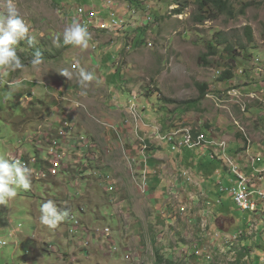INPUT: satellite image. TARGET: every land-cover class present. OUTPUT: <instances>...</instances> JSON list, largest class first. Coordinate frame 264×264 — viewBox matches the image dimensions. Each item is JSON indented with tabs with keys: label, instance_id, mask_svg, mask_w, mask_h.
I'll use <instances>...</instances> for the list:
<instances>
[{
	"label": "rangeland",
	"instance_id": "1",
	"mask_svg": "<svg viewBox=\"0 0 264 264\" xmlns=\"http://www.w3.org/2000/svg\"><path fill=\"white\" fill-rule=\"evenodd\" d=\"M144 1L151 6L152 23L133 19L140 30L131 22L128 31L92 33L87 38L74 23L83 25L73 23L71 16L78 4L104 9L100 0H0V43L7 52L5 58L0 52V76L6 81L0 83V239L8 241L0 248V264H40L42 257L45 264H158V255L166 264H235L241 250L248 251L243 264H264V194L255 211L242 210L229 192H219L218 183L234 169L249 181L264 179V60L260 58H264V0H232V12L205 22L197 20L195 0ZM181 4L185 6L180 14L176 10ZM131 12L137 14L135 8ZM247 26L253 29V43L248 41ZM87 30L103 28L88 22ZM218 32L241 54L234 67L224 47L216 54L210 51ZM40 50L43 57L36 54ZM230 67L233 80L222 81L218 71ZM241 68L244 74L239 73ZM233 84L250 90L233 89L229 98L219 97ZM32 93L35 101L46 102L48 111L39 117L34 116L37 108L30 109ZM21 122L22 132L17 130ZM63 126L71 133L62 136L61 146L74 159H65L70 167L58 178L61 181H47V189L33 185L32 192L22 172L8 169V154L25 150L30 157L28 150H37L28 142L30 134L43 148L48 146L47 135ZM188 128L207 131L195 139L187 130L191 141L210 145L211 137L228 142L227 146L225 141H213L215 148L226 149L223 158L216 156L211 165L206 164L208 156H199L209 174L217 167L226 173L220 170L222 176L210 181L216 191L211 202L220 208L218 215L228 219L226 230L212 220V210L199 215L196 201L190 205L170 175L165 184L171 191L158 190L156 200L149 196L146 182L160 186L155 175L165 177L167 172L157 170L153 156L172 146L162 138ZM75 146L86 147L82 152ZM147 157L154 165L148 171L151 179L144 172ZM11 174L16 176L14 183ZM68 209L92 228L89 244H80L87 229L74 233L69 225L64 227ZM107 226L122 250L112 252L104 243L98 228ZM40 239L45 242L37 248L35 240ZM55 247L61 251H48ZM64 247L69 253H63ZM35 249L39 257L32 254Z\"/></svg>",
	"mask_w": 264,
	"mask_h": 264
},
{
	"label": "clouds",
	"instance_id": "2",
	"mask_svg": "<svg viewBox=\"0 0 264 264\" xmlns=\"http://www.w3.org/2000/svg\"><path fill=\"white\" fill-rule=\"evenodd\" d=\"M114 2H115L114 9H109V8L105 9L104 8V9H102L103 10L102 13L107 19L112 17L111 16V12H116L118 16L123 17L124 20H125L124 27L119 29V30L103 29V30L96 31V32H86L85 29L82 26L77 25L76 23L73 22V20H72V22L79 28V30L81 32H83L85 37L88 38L92 33H94V34H106V33H116V32H118L120 30L121 31L122 30H127L128 31V29H129L128 27L131 26V22H132L133 19L137 20V19H140V18H143V19L145 18V20H144L145 24L148 23V22L152 23L153 20H154V16L152 14V10H151L150 4L148 2H145L144 0L141 1V2H135V3H131L130 0H114ZM78 5H76V7ZM92 5H96V4H92ZM92 5H85L84 4V6H92ZM76 7H74V9ZM131 8H135L137 10V14L136 15H132L130 13V9ZM135 17H137V18H135ZM71 18H72V16H71ZM133 23L134 22H132V25H133ZM131 27H133V28H135L137 30L141 29V28H138L137 25H133ZM14 37H16V36H14ZM1 39H2V37L0 38V40ZM0 52L2 53L1 56L4 57L6 55V53L3 52V47H2L1 43H0ZM74 68H76V67H74ZM0 82H6L2 78V76H0ZM8 84H10V83H8ZM31 86L33 87L34 83ZM33 95H34V93H32V95L29 96V98H28L30 100L33 99L32 102H31V104L33 105V108H30V109L37 108L38 109V113H35L34 116L39 117V116H41V114L43 112L48 111V109H47L46 105L44 107L41 105L40 102H44L43 100H39L38 99V101L37 100L35 101V99L33 98ZM44 103L46 104V102H44ZM24 113H25V111H24ZM25 115H26V113H25ZM59 122L62 123L61 121H59ZM50 126H53V124L51 123ZM21 129H23V125L17 130L22 132ZM187 130L191 131V133L193 134L195 139L198 136H200L201 134H204L206 136V132H207L205 129L188 128V129H184V130H177V131H174V132H170L169 134L164 136L162 139L165 140V141H168L169 143H171V145H172L171 147H172L173 150H182L184 147H188V148H190L192 150H196L200 154H202L203 152H206V154H208L209 157H211L210 153L215 151V147L214 146H217L216 143H220V142L225 141L226 145L228 146V142L225 139H221V140L218 141L217 139L211 138L210 136H209L210 137V141H209L210 145H208V146H211V147L206 148L203 151H201L198 147L192 148V147H190L187 144H184V145L180 146L179 143L184 140V135H185V132ZM26 131L27 130H25V132ZM55 133H57V132L52 131V132H50L49 135H47V137H50L47 140L48 141V146H43V148L39 147L38 142H35L36 141V137L34 136V134H30V137L28 138V142L33 143L35 145L36 149H37L36 153H31L28 150L27 153H28V155H30V157H26L25 156V153H26L25 150L19 151L18 154H16V155L15 154H8V157H7L8 158V162H7L8 169L11 170L13 167H16L18 171L22 172L24 174L23 178H24V180L26 182V188H28L32 192H34L33 185H37V186L39 184L40 185H44V187L47 189V188H49L48 185H47V181H49V180H52L54 182L55 181H61L58 178L61 175H63L64 171L67 170L70 167L68 164L65 163V159L66 158H69L70 160L74 159L73 156H69L68 148L64 147V146H61L62 145V140H60L62 138V136L65 137V136L69 135L71 133V129L68 128V126H63V128L58 131V133H57V135L55 137H51V136H54ZM173 133H177V134L175 135L174 140H170L169 136L172 135ZM81 140H82V138H81ZM206 141H207V139H206ZM213 141H215L216 143H214ZM20 143H23V140H21ZM175 143H177V146H175ZM22 146H24V145H22ZM85 147L86 146H75V148H78V149L80 148L82 152L85 149ZM45 150H47L46 151L47 152V157L46 158H42L41 153L44 152ZM212 159H215V158H212ZM55 161H61V166L58 168L57 173H54L53 170H52V168L54 167V162ZM147 161H148V157L146 158L145 162H147ZM76 163L78 164L79 161L77 160ZM241 167H242V165H241ZM252 168H253V166H252ZM230 173H231V171H230ZM249 173H252V172H249ZM84 176L87 177L89 175H88V173H86ZM105 177H108V176H105ZM233 178H234V175H233ZM11 181H12V183L16 182V176L13 175V174H11ZM110 183H112V181H110ZM220 184H221V182H220ZM109 190H111L112 192L115 191V187H114L113 184H111V186L109 187ZM68 212H69V217H68V219H64V222H63L64 227L66 225H69L70 229L74 233H79L84 228L87 229L89 234H88L87 238H84L81 241L80 244L81 245H87L90 242H92V239H93V233L91 232L92 228H88L87 226H84V223L82 222V220H80L79 216H77L75 213L70 212L69 209H68ZM81 212L84 213L85 209H82ZM107 228H109V231H107ZM54 230L58 231V229H57V227L55 225H54ZM98 230H101V232H102L101 237L104 239V243L107 244L110 247L112 252H115V251H118V250H122L121 243L117 239L116 234H113V232H112L113 229L110 226H107V227L102 228V229L98 228ZM7 244H8L7 240L0 239V248L3 247L4 245H7ZM46 244H47L48 247L52 245L51 243L50 244L46 243ZM53 250H54V252L57 251V250L61 251V249H57L56 247ZM86 253H87V251H86Z\"/></svg>",
	"mask_w": 264,
	"mask_h": 264
},
{
	"label": "crops",
	"instance_id": "3",
	"mask_svg": "<svg viewBox=\"0 0 264 264\" xmlns=\"http://www.w3.org/2000/svg\"><path fill=\"white\" fill-rule=\"evenodd\" d=\"M0 83H2V82H0ZM21 97H22V94H20L18 98H21ZM11 112H14V111H11ZM225 149L226 148L224 147V149L222 151H224ZM191 154H193V155L191 156ZM153 156L157 159L156 161L158 164H155L157 166V170L162 169L163 172H165V171H167V172H165L166 173L165 177L159 176L158 172H157V175H155V177H156L155 181H157V182L159 181L160 186H157L156 183H153L154 181H152V185L150 184L152 186L151 187L150 185H148L149 181L146 182L145 185H146V187H148V191H151L149 196L150 195L153 196L154 200H156L158 198V196L154 195V193H156L158 190L163 191V192H167V187H166L167 186L166 185L167 180H166V178H167V176L169 177V175H170L172 178H174L177 181V184L179 185V187L181 186V188H179L180 190H178V191H181V193L185 192L184 197L189 198L190 205L194 206L191 201L192 200L196 201L194 209L197 208L199 215H201V213L203 215L205 210H210V211L212 210V212H214L212 220L217 221L218 228H221L222 230H226V228L228 227V224H229L228 219L226 220V217H224L222 215L221 216L218 215V213L220 212V208L216 207L217 203H215V201L211 202V197H214L212 194L214 192H216L215 187H213L212 189L210 188V181L216 176H218V177L222 176L221 171H223V169L220 167H217L219 169H217L215 172L212 171V173L209 174V172H210L209 168L204 166L203 165L204 160L199 158V156H208L209 157V155L203 154V153L200 154L196 150H192L188 147H184L182 150H173L171 146H164L163 150H157L156 155H153ZM223 156H225V155L223 154ZM195 157H196V159H194ZM159 160H161L162 162ZM209 160L210 161L206 162V164L211 165L212 161L214 159L209 157ZM199 161H201V162H199ZM189 163H193V164L189 166ZM145 165H146V168H145L144 172L147 174L146 178L151 179L152 176H150V177L148 176V171H149V173H151L152 168H154V165L149 164L148 161L145 162ZM219 165L224 167V169L226 170V168H225L226 166L223 165L222 162L219 163ZM207 169H208V176H205L207 174V172H206ZM229 170H230V168H229ZM230 171H232V170H230ZM230 171L228 173H230ZM248 171L252 172L253 168L251 167ZM157 177H159V178L162 177V179L158 180ZM224 178H225V181L224 180L219 181L218 182L219 185H220V182H222L223 185L230 186L232 184L233 175L231 174L230 176H226ZM207 181H208V184H207ZM175 185L176 184H174V188H175ZM169 191H171V189H168L167 193H169ZM219 192H222L221 191V185L219 188ZM225 192H227V191H224V193ZM193 196H196V198H193ZM166 198H167V196H166ZM207 199L210 200L208 203L206 201ZM169 200H170V198L168 197V202H169ZM218 204H219V200H218ZM213 207H215V208H213ZM170 208L173 210L175 208V205L171 204ZM194 209H193L192 213L194 212ZM175 210L177 212V208H175ZM199 217H201V216H199ZM191 219L192 218H190V220ZM196 222H197V220L196 221L194 220V223H196ZM200 232H201V230H200ZM35 242H36V244H39V245H37V248H39V247H42L41 245L45 241L40 239V240H36ZM62 245H64V244H62ZM63 249H64L63 253L64 252L69 253L68 252L69 250H65L66 247H64ZM48 251L56 253V252H54V250L48 249ZM32 254H34V256H36V257L40 256L39 251L37 249L32 250ZM65 256L67 258H70V254H65ZM71 260H73V257L71 258ZM39 262H40V264H45L46 260H44V258L42 257L39 259ZM28 264H35V263L33 261H30V262H28Z\"/></svg>",
	"mask_w": 264,
	"mask_h": 264
},
{
	"label": "built area",
	"instance_id": "4",
	"mask_svg": "<svg viewBox=\"0 0 264 264\" xmlns=\"http://www.w3.org/2000/svg\"><path fill=\"white\" fill-rule=\"evenodd\" d=\"M100 1L103 8L114 9V4H109L105 0ZM102 12L103 10H101L97 5H78L76 10L73 11L72 20L78 22L80 25H83L86 32H88V22H95V28H103L108 30H119L124 27V18L118 16L116 12H111L112 17L109 19H107ZM130 13L132 14L131 9ZM184 144H187L192 148L198 147L201 151L211 147L208 145H203V142L191 141L189 137V131L185 132L184 140L181 142L180 146ZM220 149L222 148H215V154L214 152H211L210 156L212 158H215L216 156L222 158V151H220ZM60 166L61 161H55L54 167L52 168L53 172L57 173V170ZM231 173L234 175L232 184L230 186H224L221 182V191L229 192L230 195L235 199L240 209L251 210L254 205H258L259 201L261 200V195L264 194V179L257 181H245L244 178H240L238 176L236 169L231 171ZM107 231H109V228H107ZM195 248L197 252H200L198 247Z\"/></svg>",
	"mask_w": 264,
	"mask_h": 264
},
{
	"label": "trees",
	"instance_id": "5",
	"mask_svg": "<svg viewBox=\"0 0 264 264\" xmlns=\"http://www.w3.org/2000/svg\"><path fill=\"white\" fill-rule=\"evenodd\" d=\"M196 3L199 6V14L197 16V20H199L200 22H205L208 19H217L219 17H221L222 14H226V13H230L232 12V0H195ZM182 7L179 8L178 10H176L178 13H183L184 12V6L183 4H181ZM246 10H242L241 12L244 14ZM246 35L248 38V41L250 43H253L254 41V34H253V29L251 26H247L246 28ZM145 31V29H144ZM216 37L218 39L217 42L215 41H211L209 44V48L210 51L213 54H216L218 52H220L222 49V47H224V51L226 53H228L231 58L230 61L234 67L237 58L241 55V54H237V50L234 49L233 45L229 42H227L226 38H224L222 36V33L218 32L216 34ZM224 45V46H223ZM241 45V44H240ZM242 49H246L245 46H242ZM13 51H11L12 53ZM7 53V52H4ZM36 54L38 57H43L44 56V52L40 51H36ZM261 60H264V58L260 57ZM259 61V59H258ZM118 74H120V72H117ZM239 73H245L244 68H241V70H239ZM219 77L222 81H230L233 80L234 76H235V72H234V68L230 67L227 70L218 71ZM245 83V82H244ZM207 89H208V85L205 84L204 86H202V94L203 96H205L207 94ZM233 89H239L242 92L245 91H249L250 88H248L247 86H243L240 87L237 84H233L229 89H227V91L224 93V95H220V97L222 98H229V94L228 92H230ZM251 92H256V91H251ZM250 92V93H251ZM246 93V92H245ZM257 93V92H256ZM41 105L44 107L46 104L44 102H40ZM242 110V108H240ZM22 125V122H21ZM224 192V191H222ZM246 250H248V248L245 247ZM248 254V251H244L241 250L238 253V260L235 264H243V258ZM158 264H166L167 260H165V258L162 255H158V259H157ZM245 263V262H244Z\"/></svg>",
	"mask_w": 264,
	"mask_h": 264
},
{
	"label": "bare ground",
	"instance_id": "6",
	"mask_svg": "<svg viewBox=\"0 0 264 264\" xmlns=\"http://www.w3.org/2000/svg\"><path fill=\"white\" fill-rule=\"evenodd\" d=\"M240 178H244L245 181H249V179H247L243 174L240 175ZM252 211L256 210V205L253 206V208L251 209Z\"/></svg>",
	"mask_w": 264,
	"mask_h": 264
}]
</instances>
